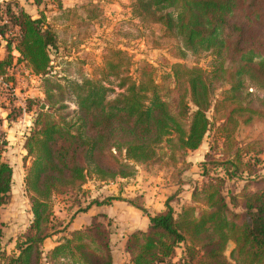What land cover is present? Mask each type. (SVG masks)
I'll return each instance as SVG.
<instances>
[{
    "label": "trees",
    "instance_id": "obj_1",
    "mask_svg": "<svg viewBox=\"0 0 264 264\" xmlns=\"http://www.w3.org/2000/svg\"><path fill=\"white\" fill-rule=\"evenodd\" d=\"M31 1L40 7L44 0ZM57 11L59 16L47 22L43 14L33 19L16 3L0 7V37L6 43L0 78L8 76L14 61L24 64L42 80L47 106L33 113L23 144L24 159L30 160L24 190L32 220L14 252L0 249V264H115L111 232L103 222L69 231L44 252L45 240L66 232V224L56 223L53 200L72 198L70 208L80 207L89 179L102 184L130 179L135 166H146L164 149L194 152L210 133L213 145L200 164L203 181L194 184L189 202L178 212L169 204L173 195L162 211L147 216L144 231L127 237L125 264H172L181 246L186 264H264V176L259 175L264 141L238 138L241 127L264 121L246 93L247 85L264 90V0H133V16L176 41L180 58L210 54L215 65L207 75L184 70L186 79L182 66L173 65L172 80L166 76L156 84L149 79L133 87L131 97L112 102L106 85L130 66L118 50L98 79L81 73L82 61L75 66L78 82L48 79L51 53L60 45L57 19L79 31V26L98 20L99 0H86L73 10L59 3ZM14 50L19 57L12 56ZM222 84L226 87L212 104ZM69 99L76 108L71 112ZM210 108L214 115L222 113L220 119L208 117ZM6 147L0 132V208L9 203L13 176L2 159ZM239 181L244 185L238 192L227 189ZM230 242L234 247L227 259L224 251Z\"/></svg>",
    "mask_w": 264,
    "mask_h": 264
},
{
    "label": "rangeland",
    "instance_id": "obj_2",
    "mask_svg": "<svg viewBox=\"0 0 264 264\" xmlns=\"http://www.w3.org/2000/svg\"><path fill=\"white\" fill-rule=\"evenodd\" d=\"M10 3H16L33 19L43 14L46 21L50 22L51 18L59 16L57 11L59 3L64 9L73 10L85 4L86 0H44L40 7H35L31 0H0L1 9ZM132 4L133 0H99L100 16L98 20L88 23L86 26H79V31H75L71 25L67 28L62 19H57L55 25H57L60 45L56 52L51 53L52 69L48 79L61 78L78 82L75 66L79 67L77 63L81 61L83 62L79 67L81 73L88 78L98 79L100 69L111 59L112 52L118 50L127 57L130 66L119 79H109V83H106L107 100L112 102L114 100L123 101L124 98L131 97L133 93L135 94L132 88L147 84L149 79H152L156 84H160L161 79L166 76L172 80L171 69L176 64L182 66L181 75L184 79L189 74L185 71L195 69L205 75L211 71L215 65L212 55L204 54L197 58L190 56L184 59L180 58L176 51L177 42L171 37L160 36L158 32L153 31L139 18L133 16ZM5 46L6 43L0 37V58L2 59L6 55ZM12 56L17 58L19 54L14 50ZM7 77L11 80H7ZM225 87L226 84L219 85V91L212 98V104L220 99L219 93ZM246 88V93H249L253 106L264 115V90L260 91L250 85H247ZM43 101L42 80L32 75L24 64H17L14 61V66L9 70L8 76L0 78V132H3L7 141L2 159L10 165L13 171L9 203L0 208L2 231L0 249L7 254L14 252L17 238L26 232L32 220L30 205L24 190L25 165L29 166L30 160L24 159L26 152L23 149V144L32 125L33 113L42 110V105L45 107L43 110L47 109ZM259 101L263 104L262 108ZM30 105L31 109L28 112L27 108L29 109ZM66 105L70 112L76 109L70 99ZM221 114L214 115L210 108L208 117L220 119ZM246 137H259L264 141V121L255 123L251 128L241 127L238 138L242 140ZM212 141V133L207 134L201 147L197 151L187 154L164 149L146 166H135L136 173L130 179L116 180L105 184L89 179L82 188L91 190L85 191V196L82 197L84 198L82 200L84 201L83 207L79 210L85 209L92 199L104 196L103 191L108 188L113 189L111 194L115 193L114 198H109L111 199L109 203L110 201L125 202V205L134 207L146 216L149 215L147 213L150 210L149 207L154 206L152 202V200H156L154 193L162 195L161 200L158 201L159 204L164 201V198L177 195V193L179 198L176 199L183 203L194 184L200 185L203 181L200 164L204 160L205 152L207 153L210 146L213 145ZM215 145V148L219 149L221 143ZM260 161L259 175L264 176V154L260 157ZM243 185L242 181L235 182V184L229 183L227 189L238 192ZM176 199L173 197L169 204L178 212L181 207L178 206L179 202ZM72 201V198L64 196L53 200L57 224L60 222L70 223L83 213L74 207L70 208ZM149 202L151 204H148ZM115 212L117 216L123 215L119 209H115ZM126 219L129 217L127 216ZM109 221L107 225H113L112 228L109 227L110 232L116 234L119 225L114 226V223L116 225L114 219ZM99 222L106 224V219H101ZM113 239L116 238L113 237ZM116 246L117 243L114 247ZM233 247L231 242L227 244L224 251L227 259ZM182 248L181 246L176 249L172 264H186L181 260ZM118 250L117 248L113 252L115 264L124 261V256Z\"/></svg>",
    "mask_w": 264,
    "mask_h": 264
},
{
    "label": "crops",
    "instance_id": "obj_3",
    "mask_svg": "<svg viewBox=\"0 0 264 264\" xmlns=\"http://www.w3.org/2000/svg\"><path fill=\"white\" fill-rule=\"evenodd\" d=\"M0 60H2V58H0ZM197 151V150H196ZM206 153V152H205ZM118 181H123V180H118ZM102 184V183H101ZM112 184V183H111ZM108 188V187H107ZM84 191H89L91 189H83ZM111 190L113 189H105L104 192V196H102L99 199H92V201H99L101 202L102 200L105 199H109V198H114L115 193L111 194L110 192H112ZM190 192L191 189L189 191V195L187 197L186 200H184V202L182 203V201L176 199L179 198L178 193L177 195L174 194L175 199L179 202L178 206H182L183 204H186L189 202L190 199ZM110 193V194H109ZM161 193H154L153 195L156 196V200H152V202L154 203V206L151 205L150 210L147 211V213L149 215H154L157 214L158 212L162 211L164 209V205L166 204V202L168 201V198H164V201H162L160 204L158 203L159 200H161L162 195H160ZM173 196V195H172ZM171 196V197H172ZM154 199V198H153ZM84 200V198L81 199V201ZM83 203L84 201L81 202L80 207H76L74 206V208H76L77 210H79L80 208L83 207ZM89 204V203H88ZM87 204V210L83 213H81L78 218H74L70 223H67L66 225V232L63 233H59L56 234L55 236L47 239L44 241L42 248L44 250V252H47L49 250H51L52 248H54L63 237H67V233L69 231H73V230H79L82 229L86 226H88L89 224H91L92 222H99L101 219H106V224L109 223V220L114 219V221L116 222V225L114 223V226H118L119 225V229L116 230L117 233H112L111 232V243L113 245V249L115 251V249L117 250V248L119 249V253L122 254L123 260L122 263L119 264H125L128 262V258L127 255L124 253V245L126 242L127 237L135 232V231H144L147 226H148V218L145 214H143L142 212L138 211L137 209H135L134 207H130L128 205H125V202H115V201H110L109 204L107 205H98L96 206L95 204H92L91 206H88ZM148 204H151V202H149ZM126 206V207H125ZM141 206V205H140ZM126 208V209H125ZM141 208H143V206H141ZM115 209H119L123 215L120 216L116 214ZM126 212V213H125ZM129 217V219H126V217ZM119 217V218H117ZM122 218V219H121ZM119 220V221H118ZM117 222H119V224H117ZM113 225H110L109 227L112 228ZM111 231V230H110ZM113 237H115L116 239H113ZM117 243V246L114 247V245ZM117 253V252H116Z\"/></svg>",
    "mask_w": 264,
    "mask_h": 264
},
{
    "label": "water",
    "instance_id": "obj_4",
    "mask_svg": "<svg viewBox=\"0 0 264 264\" xmlns=\"http://www.w3.org/2000/svg\"><path fill=\"white\" fill-rule=\"evenodd\" d=\"M44 108H45L44 105H42L41 109L43 110Z\"/></svg>",
    "mask_w": 264,
    "mask_h": 264
}]
</instances>
